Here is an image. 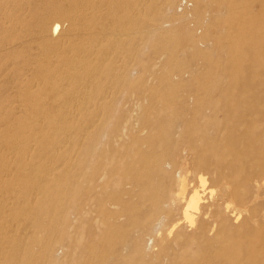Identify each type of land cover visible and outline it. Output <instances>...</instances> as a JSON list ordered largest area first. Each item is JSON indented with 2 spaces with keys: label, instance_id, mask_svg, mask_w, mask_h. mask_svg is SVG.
Returning <instances> with one entry per match:
<instances>
[{
  "label": "rangeland",
  "instance_id": "obj_1",
  "mask_svg": "<svg viewBox=\"0 0 264 264\" xmlns=\"http://www.w3.org/2000/svg\"><path fill=\"white\" fill-rule=\"evenodd\" d=\"M81 1L82 9L94 6ZM93 1L109 4L106 9L116 26H133L137 31L135 39L122 38L135 46L126 53L134 61L132 82L122 78L124 62H130L124 60L126 55L121 58L111 51L106 57L99 46L93 48L86 66L78 64L72 74L66 71L59 59L61 42L70 30L65 16L71 12L60 5L61 15L55 17L57 0H0V47L4 49L0 50V264H49L52 255L53 264L149 263L156 241L150 235L145 237V254L132 244L138 231L153 222L149 217L155 210L138 201L137 191L128 198L126 208L113 211L125 216L123 221L111 220L121 224L115 234H107L105 226L101 230L107 236H103L95 218L87 216L88 189H96L87 168V144L94 137L106 144L112 132L130 120V102L139 94L193 90L200 77L228 54L226 48H217L215 40L227 36L232 12L227 8L218 11L213 0H204L200 15L195 12L196 0H132L129 9L123 7L127 0H114V10L109 9L112 0ZM45 16L48 23L60 21L64 32L48 38L46 45L19 36L17 19L26 23L25 18L40 21ZM213 24L218 32L207 37ZM11 38L16 44L4 40ZM94 44L87 43V47ZM200 51L206 53L205 58ZM97 57L102 65L119 67L117 77L111 79L105 73L92 84L87 66L95 65ZM85 87L87 90H80ZM137 111L133 120L138 122L129 123L135 124V132L149 116L145 110ZM127 147L134 146L131 142ZM127 147L118 149L130 151ZM122 173L134 178V189H140V172L134 161ZM18 239L26 243L20 249L15 245Z\"/></svg>",
  "mask_w": 264,
  "mask_h": 264
},
{
  "label": "bare ground",
  "instance_id": "obj_2",
  "mask_svg": "<svg viewBox=\"0 0 264 264\" xmlns=\"http://www.w3.org/2000/svg\"><path fill=\"white\" fill-rule=\"evenodd\" d=\"M83 1L94 6L82 9L81 0L55 2V17L61 15L60 5L71 12L65 16L70 30L63 37L59 54L68 72L78 64L86 66L98 46L106 57L114 51L123 58L135 49L134 42L129 45L130 40H122L135 39L133 26H116L106 9L109 4ZM113 1L111 10L117 9ZM213 2L218 11L227 8L233 14L227 36L215 40L218 49L228 50L227 56L209 68L193 90L139 94L130 102V120H124L106 144L98 137L87 144V168L96 186L88 189L87 216L95 218L102 235L105 226L107 234H115L121 224H112L111 220L123 221L125 216L113 211L119 206L126 208L128 198L137 191L138 201L149 203L155 210L149 217L153 222L138 231L132 244L145 254V237L150 235L156 241L147 264H264V0ZM77 6L80 9L75 11ZM131 6L132 0L123 4L124 9ZM204 8V0H196V14ZM25 20H16L19 36L35 45H46L48 38L64 32L60 21L48 23V16L40 21ZM216 27L213 24L206 36L217 33ZM13 39L4 40L16 44ZM92 42L95 44L87 47ZM199 54L206 57V53ZM98 57L95 65L87 66L92 84L105 73L114 79L120 72L113 64H100ZM124 60H128L127 55ZM124 63L122 78L132 82L134 61ZM137 110H145L149 116L135 132V124L129 123L135 122ZM131 142L134 147H127ZM124 146L130 151L118 149ZM131 161L140 172V189H134V178L122 173ZM16 242L17 249L26 244L19 239ZM53 263L52 255L49 264Z\"/></svg>",
  "mask_w": 264,
  "mask_h": 264
}]
</instances>
